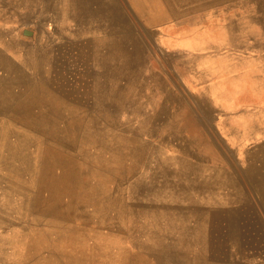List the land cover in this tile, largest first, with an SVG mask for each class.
Here are the masks:
<instances>
[{
	"label": "rangeland",
	"instance_id": "rangeland-1",
	"mask_svg": "<svg viewBox=\"0 0 264 264\" xmlns=\"http://www.w3.org/2000/svg\"><path fill=\"white\" fill-rule=\"evenodd\" d=\"M133 1L0 0V264H264V144L149 19L235 15L264 51V0Z\"/></svg>",
	"mask_w": 264,
	"mask_h": 264
},
{
	"label": "crops",
	"instance_id": "crops-1",
	"mask_svg": "<svg viewBox=\"0 0 264 264\" xmlns=\"http://www.w3.org/2000/svg\"><path fill=\"white\" fill-rule=\"evenodd\" d=\"M156 15L149 19L155 21V29L160 28L164 45L177 59L176 68H180L184 83L196 88L207 100L233 102V111L219 108L226 118L232 119L229 125L223 121L221 127L225 133L234 134L235 148L264 144V51L252 43L239 45L236 39H226L227 34L233 38L240 35L242 30L232 26L239 18H226L221 13H177L171 19ZM191 19L200 22L191 25ZM106 258L111 260V256ZM108 260L103 264H111Z\"/></svg>",
	"mask_w": 264,
	"mask_h": 264
},
{
	"label": "water",
	"instance_id": "water-1",
	"mask_svg": "<svg viewBox=\"0 0 264 264\" xmlns=\"http://www.w3.org/2000/svg\"><path fill=\"white\" fill-rule=\"evenodd\" d=\"M23 35L26 36V37L32 36V34L30 32H24Z\"/></svg>",
	"mask_w": 264,
	"mask_h": 264
}]
</instances>
